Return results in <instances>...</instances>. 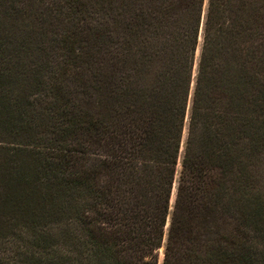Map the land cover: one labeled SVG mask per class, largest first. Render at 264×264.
<instances>
[{
  "label": "trees",
  "instance_id": "1",
  "mask_svg": "<svg viewBox=\"0 0 264 264\" xmlns=\"http://www.w3.org/2000/svg\"><path fill=\"white\" fill-rule=\"evenodd\" d=\"M4 18L0 264H264V0H118L114 137Z\"/></svg>",
  "mask_w": 264,
  "mask_h": 264
},
{
  "label": "rangeland",
  "instance_id": "2",
  "mask_svg": "<svg viewBox=\"0 0 264 264\" xmlns=\"http://www.w3.org/2000/svg\"><path fill=\"white\" fill-rule=\"evenodd\" d=\"M11 1L0 0L5 32H13L16 42L28 34L27 39L37 45L36 55L49 59L54 73L65 75L64 89L71 98L69 108L74 119L87 125L86 117L92 115L89 118L99 121L105 136H116L118 0H74L71 5L66 0ZM71 6L80 11L72 12ZM89 6L97 8L93 16L84 12ZM70 44L75 47L72 54L67 51ZM173 188L172 193L175 183Z\"/></svg>",
  "mask_w": 264,
  "mask_h": 264
},
{
  "label": "water",
  "instance_id": "3",
  "mask_svg": "<svg viewBox=\"0 0 264 264\" xmlns=\"http://www.w3.org/2000/svg\"><path fill=\"white\" fill-rule=\"evenodd\" d=\"M173 190H174V188H173ZM173 194H174V193H172L171 203H173V199H174ZM170 209H171V207H170ZM162 256H163V247L161 248V258L159 259V262L161 261Z\"/></svg>",
  "mask_w": 264,
  "mask_h": 264
}]
</instances>
